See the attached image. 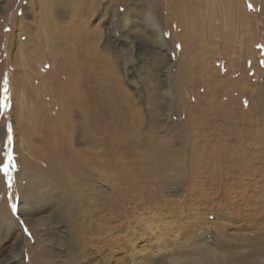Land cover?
I'll return each instance as SVG.
<instances>
[{
    "label": "rangeland",
    "instance_id": "obj_1",
    "mask_svg": "<svg viewBox=\"0 0 264 264\" xmlns=\"http://www.w3.org/2000/svg\"><path fill=\"white\" fill-rule=\"evenodd\" d=\"M189 1L92 0L97 10L90 14L73 5L47 13L55 0H0V165L7 159L9 125L15 164L11 186L0 171V204L8 201L11 218L20 223L8 236L0 235V264L16 246L25 264H264V0H233L231 8L229 0H215L216 23L207 25V34L203 19L190 15L205 14L204 7ZM124 13L134 20L130 31L120 21ZM47 16L59 27L75 26L77 36L84 35L78 26L85 22L98 32L90 35L89 48L111 60L160 155L136 179L134 210L131 193L116 196L113 207L96 206L95 225L87 228L90 238L79 244L77 259L57 249V238L71 228L70 218L59 216L58 189L34 200V227L19 210L21 156L38 167L47 164L35 150L41 137L32 140L31 152L24 140L37 127V105L52 119L71 113L77 100L64 99L70 75L59 28L50 29L55 45L37 43L35 33L46 35L39 26ZM152 21L161 27L167 48L157 43L158 25L153 28ZM80 41L71 48L82 50ZM91 65L87 104L113 100L114 80L96 59ZM52 78L56 90L46 87ZM79 114L77 109L71 118ZM74 136V148L82 149L80 133ZM148 145L144 141L139 149Z\"/></svg>",
    "mask_w": 264,
    "mask_h": 264
},
{
    "label": "bare ground",
    "instance_id": "obj_2",
    "mask_svg": "<svg viewBox=\"0 0 264 264\" xmlns=\"http://www.w3.org/2000/svg\"><path fill=\"white\" fill-rule=\"evenodd\" d=\"M193 1L197 2L196 5L198 7H204L205 14L190 12V15L203 19L202 21L205 22V33L207 34L209 33L207 25L210 26L216 23L217 3L215 0ZM91 2L92 0H55V4L52 7L46 6L45 10L47 13H51L54 6L59 5V7L67 8V6L73 5L75 10L80 13L83 11L87 12L88 9L91 14L97 10ZM233 4V0H229V8ZM129 16V13H124L120 21L123 28L128 25L130 31V24H133L134 20L129 18ZM199 18L195 19V22H199ZM230 18L229 22L232 23L233 18ZM43 22V25L39 27L43 28L46 35L35 33L37 43L43 42V44L50 43L55 45V39L50 29L52 26L56 29L59 28L60 39L66 47L63 49L64 61L67 64L66 67H69L67 71L69 70L70 75L69 81H66L67 85L63 95L65 94L64 99H67L68 103H70L72 97H76L77 100L76 103L71 102L73 103L70 107L71 111L69 110L71 113L62 114L61 112L57 118L52 119H49V116H45L44 108L37 105L35 110L37 127L34 128L35 131L31 130L29 134L25 135L24 140H26L27 146L31 147V152L34 150L33 146H31L32 140L37 138V136L41 137L39 142L42 141V144L35 147V150L38 149L39 154L42 153L41 155L45 158L47 164L43 167H38L32 160L24 157V155L21 156L20 170L16 175L20 195L19 210L24 217L22 219L34 227L31 218L34 210V200L38 198L39 193L44 194V197L48 198L50 190L58 189L57 193L60 196L57 201L59 216L62 218L64 216L69 217L71 228L70 231L69 229L68 231H63L62 235L57 238V249L60 252H66L72 259H77L80 257L79 244H81V241H87L90 238V235L85 233L88 230L87 228L95 225L93 223L94 215L99 211L96 206L108 202L110 207H113L118 202V196L125 194L127 197L131 193L133 195L130 194L132 199L129 200V204L131 205L130 208L134 210L137 192L133 191L138 186L136 179L143 169L149 170L153 168L160 155L152 144V130H149V128L143 130L144 118L141 109L135 104L131 94L117 80V74L115 75L111 60L101 53L100 50L89 48L92 47L89 38L98 37V32L88 29L86 22L78 26L79 29L85 30L84 35L81 36L75 35V26L59 27V25H55L54 21H51L49 16L45 17ZM151 25L153 28L158 25L155 27L156 30L153 34L158 38L157 43L167 48V42L159 24L155 25L152 21ZM28 37L33 38V35L29 34ZM76 40H81V45L78 47H84L82 50L71 48L70 43L73 44ZM95 59L101 63L102 66L100 67L104 69L105 76L114 80L116 96L114 95L115 97L110 101L104 100L103 102V99L99 98L97 101L87 104L86 101L89 98L90 89L85 83V78L88 72L93 69L91 62ZM58 85L52 78L46 87H54L56 90ZM118 98L122 102V110L117 107L119 105L117 102ZM77 109L80 113L79 117H72V119L71 114ZM120 112H122V115H120ZM111 118H117L118 121L110 122ZM78 132L80 133L79 140L85 145L82 149H75L73 146L75 145L74 135ZM143 140L149 145L145 150H140V143H143ZM44 174H47L49 178L44 177ZM2 180L3 176L0 173V191L3 189ZM98 182H101V187L96 186ZM42 188L43 191L41 190ZM68 201L72 204H68L69 206L65 208V203H69ZM7 204L8 201L0 204L1 237L3 235L8 236L10 231H15L20 227V223L15 218H11L12 213L6 206ZM102 210L100 209V211ZM79 217L82 219V223L80 219H77ZM74 218L77 220H74ZM132 243V250H134L135 244L133 240ZM18 249V246H16L13 253L6 256L1 264H25ZM41 249L45 254L51 253L50 248L42 246Z\"/></svg>",
    "mask_w": 264,
    "mask_h": 264
},
{
    "label": "snow or ice",
    "instance_id": "obj_3",
    "mask_svg": "<svg viewBox=\"0 0 264 264\" xmlns=\"http://www.w3.org/2000/svg\"><path fill=\"white\" fill-rule=\"evenodd\" d=\"M7 97H5L6 99ZM7 104L4 105L5 108H7ZM8 131V141L7 144L5 145V148L7 149V159L6 161L0 165V171H3L4 174L6 175L7 179H8V183L9 186H11V182H12V176L10 173V169L15 167L14 164V158L12 156V152H11V143H12V139H11V127L10 125L7 128ZM13 210H15V205H13Z\"/></svg>",
    "mask_w": 264,
    "mask_h": 264
}]
</instances>
